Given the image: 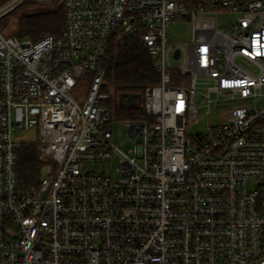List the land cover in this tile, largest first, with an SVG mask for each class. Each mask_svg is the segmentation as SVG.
<instances>
[{
    "label": "built area",
    "instance_id": "2783aa9c",
    "mask_svg": "<svg viewBox=\"0 0 264 264\" xmlns=\"http://www.w3.org/2000/svg\"><path fill=\"white\" fill-rule=\"evenodd\" d=\"M50 1L5 0L0 19ZM62 2L57 35L0 23V264H264V0ZM177 24L186 40L168 37ZM134 36L159 73L142 118L105 104L107 52ZM201 119L208 132L189 135ZM30 128L49 162L22 194L16 136ZM112 154L116 179L82 170Z\"/></svg>",
    "mask_w": 264,
    "mask_h": 264
},
{
    "label": "trees",
    "instance_id": "16d2710c",
    "mask_svg": "<svg viewBox=\"0 0 264 264\" xmlns=\"http://www.w3.org/2000/svg\"><path fill=\"white\" fill-rule=\"evenodd\" d=\"M4 1L0 0V4ZM47 4L48 6L41 10H29L19 16L17 36L39 39L45 35L60 33L64 25L63 2L51 0ZM104 65L116 109L122 112L124 117H144L145 108L142 100L135 105H126L121 104L118 98L119 93L126 91L143 95L146 86L159 81L154 60L144 43L138 36H134L125 44H113L107 52ZM48 162L47 159L38 156L37 140L21 142L18 149L17 180L22 194L39 187L44 166Z\"/></svg>",
    "mask_w": 264,
    "mask_h": 264
},
{
    "label": "rangeland",
    "instance_id": "374dc122",
    "mask_svg": "<svg viewBox=\"0 0 264 264\" xmlns=\"http://www.w3.org/2000/svg\"><path fill=\"white\" fill-rule=\"evenodd\" d=\"M29 4H32L29 6ZM29 4H24L16 9H14L11 13L7 14L5 17L0 19V23H2V29L7 34H14L17 35L18 27V18L21 14L29 11V10H41L48 6L46 3H36V2H29ZM188 24H177V25H170L167 28V35L171 39L175 40H186L188 38V34L186 30L188 29ZM112 92V91H111ZM113 94V93H112ZM106 105H110L114 109L115 114H123L116 109L115 106V99L107 101ZM110 107V109H111ZM217 111L218 107L214 106L212 108L209 120L210 124L216 125L217 124ZM124 118L121 116H112V121L114 123V135L116 138V142L118 146L121 148L122 151L129 153L130 149L133 148L134 143L132 141L131 136L129 135V128L126 125L119 124ZM187 132L189 135L193 137H197L200 134H206L208 132L207 129V119H201L196 123L192 124L188 127ZM16 138L19 141H33L37 139V132L34 128L25 129L17 133ZM119 159L120 156L118 154H112L106 161H89L82 163L81 167L82 170L85 171H102L105 172L107 175L111 176L113 179L118 177L117 168L119 167ZM47 173V168H44V174Z\"/></svg>",
    "mask_w": 264,
    "mask_h": 264
},
{
    "label": "water",
    "instance_id": "95a60500",
    "mask_svg": "<svg viewBox=\"0 0 264 264\" xmlns=\"http://www.w3.org/2000/svg\"><path fill=\"white\" fill-rule=\"evenodd\" d=\"M124 97L127 98V100L124 102L123 99ZM142 94L141 93H136V92H121L118 94V98L121 104H126V105H135L136 104V98H141Z\"/></svg>",
    "mask_w": 264,
    "mask_h": 264
},
{
    "label": "flooded vegetation",
    "instance_id": "af4514ba",
    "mask_svg": "<svg viewBox=\"0 0 264 264\" xmlns=\"http://www.w3.org/2000/svg\"><path fill=\"white\" fill-rule=\"evenodd\" d=\"M127 100V98L126 97H124V99H123V101L125 102ZM141 101V98H136V103H139Z\"/></svg>",
    "mask_w": 264,
    "mask_h": 264
}]
</instances>
